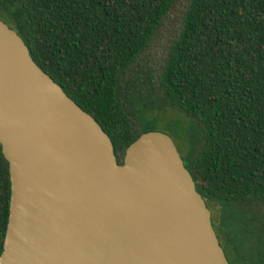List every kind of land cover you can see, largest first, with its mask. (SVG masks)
I'll return each mask as SVG.
<instances>
[{"label": "trees", "instance_id": "trees-1", "mask_svg": "<svg viewBox=\"0 0 264 264\" xmlns=\"http://www.w3.org/2000/svg\"><path fill=\"white\" fill-rule=\"evenodd\" d=\"M0 19L119 164L142 135L169 134L230 264H264V0H0ZM11 196L0 145V256Z\"/></svg>", "mask_w": 264, "mask_h": 264}, {"label": "water", "instance_id": "water-1", "mask_svg": "<svg viewBox=\"0 0 264 264\" xmlns=\"http://www.w3.org/2000/svg\"><path fill=\"white\" fill-rule=\"evenodd\" d=\"M0 145L12 191L0 264H230L174 139L148 132L119 164L2 19Z\"/></svg>", "mask_w": 264, "mask_h": 264}, {"label": "rangeland", "instance_id": "rangeland-1", "mask_svg": "<svg viewBox=\"0 0 264 264\" xmlns=\"http://www.w3.org/2000/svg\"><path fill=\"white\" fill-rule=\"evenodd\" d=\"M172 29H173V23L169 22V24L167 25V28H166V31H167L166 33H168V31L170 32ZM164 37H166V36L164 35ZM165 42H166V40L161 42V50H154V52L155 53H162L163 46L165 45ZM175 119L177 120V117H175ZM213 215H214V211H213Z\"/></svg>", "mask_w": 264, "mask_h": 264}]
</instances>
